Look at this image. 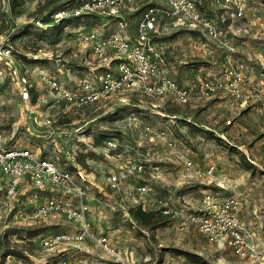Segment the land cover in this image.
<instances>
[{"label":"rangeland","instance_id":"1","mask_svg":"<svg viewBox=\"0 0 264 264\" xmlns=\"http://www.w3.org/2000/svg\"><path fill=\"white\" fill-rule=\"evenodd\" d=\"M61 1L21 0L18 13H12L9 0H0L1 33L13 35V58L31 83L29 98L23 100L0 61V134L6 145L32 148L60 168H81L88 179L84 185L90 231L96 237L105 236L125 258V264H254L239 259L224 244L209 242L192 225L180 230L178 223L197 209L206 192L219 199L235 196L241 203L242 223L264 246V113L254 106L240 107L224 94L188 104L128 92L123 101L111 97L65 108L42 88L38 73L55 76L72 88L81 77L96 79L100 69L91 70L83 62L87 58L96 66L91 51L75 37L76 29L106 33L115 22L95 14L60 30L57 20L48 13ZM121 14L133 32L137 14L126 9ZM226 23L234 47L229 62L244 60L250 74L259 80L264 0H248L244 16L227 18ZM238 27L246 31H237ZM198 36L196 30L178 28L160 38L164 71L182 85H194L212 73L221 75L227 66L228 51L212 42L202 49L194 40ZM157 102L160 107L153 105ZM131 110L137 113L136 125L126 120ZM42 115L51 119L59 135L47 136L38 123ZM146 124L149 133L144 130ZM162 130L164 134H160ZM109 136L118 147L105 155L102 148ZM169 140L173 145H168ZM243 155L251 163L249 167L242 163ZM188 159L191 166L186 168ZM139 163L141 169L132 167ZM210 165L214 167L212 176H196L198 172L204 175ZM112 173L119 175L118 189L108 185ZM139 184L145 185L143 192L127 194L129 188ZM53 193L50 188L19 182L12 211L0 221V254L11 247V259L42 264L62 253L44 249L40 238L75 229L72 221L55 215L26 224L35 203ZM159 199L172 210L166 224L154 230L139 228L130 218L128 207H155ZM33 229L37 233L30 236L28 232ZM66 254L68 264H118L90 239Z\"/></svg>","mask_w":264,"mask_h":264},{"label":"built area","instance_id":"2","mask_svg":"<svg viewBox=\"0 0 264 264\" xmlns=\"http://www.w3.org/2000/svg\"><path fill=\"white\" fill-rule=\"evenodd\" d=\"M248 0H79L66 4L53 14L58 20L63 16L104 15L114 20V28L110 32L101 33L95 29L82 31L76 29L75 37L83 47L91 51L96 66L91 60L83 62L89 69H100L95 78L81 77L76 87L72 88L55 76L39 72L42 88L55 101L63 103L65 108L79 107L88 103L116 97L121 101L128 92H136L153 100H173L180 103L193 104L224 94L240 107L254 106L264 113V52L259 60V80L250 74L248 64L240 59L234 64L229 62V53L233 51V41L226 19H239L244 16ZM221 8L222 11H215ZM134 10L137 19L133 32L121 10ZM209 10H213L212 13ZM217 12V13H216ZM229 17L226 18L224 15ZM78 17L74 18L77 24ZM106 23V22H105ZM104 24V23H103ZM187 28L199 32L194 40L202 49H207L210 42L228 51L225 56L227 66L221 75L212 73L203 77L194 85L179 84L164 71L162 62V35L169 34L172 29ZM246 31L238 27L237 31ZM9 34L0 33V61L3 63L7 77L18 90L23 100L29 98L30 81L21 73L20 66L13 58ZM77 56V53H73ZM68 69V68H67ZM160 107L161 103H153ZM30 115H28L29 117ZM127 122L136 125L137 113L131 110L126 116ZM40 126L46 129L48 137L59 135L49 117L42 115L38 119ZM146 133L150 126H144ZM165 131H160L164 134ZM83 140V139H82ZM84 142V141H83ZM91 146L89 142H85ZM76 143L72 144V148ZM168 145H173L172 140ZM118 147L113 137L104 140L102 151L108 155ZM186 168L191 160L185 161ZM142 165L134 164L141 169ZM213 165L201 172L197 177L212 176ZM116 173L108 176V185L118 189ZM24 180L29 186L39 189L54 190L33 206L27 225L33 224L47 216H63L72 221L75 229H64L40 238L41 246L47 251L62 252L59 256L45 260L42 264H68L66 254L77 247L85 239L95 241L107 254L125 264V258L110 245L105 236L96 237L88 222L89 205L86 200V173L79 167L74 169L60 168L54 161L40 155L29 147L6 145L0 134V221L12 211V203L16 200L18 184ZM144 184L127 190L128 195L143 192ZM154 208L168 214L172 210L157 200ZM241 203L235 196L222 199L214 197L210 192L203 194L196 210L191 211L178 223L180 230L192 225L211 243L227 246L239 259L254 264H264V246L254 240L252 234L240 218ZM13 254L5 257L4 264H24L16 261Z\"/></svg>","mask_w":264,"mask_h":264},{"label":"trees","instance_id":"3","mask_svg":"<svg viewBox=\"0 0 264 264\" xmlns=\"http://www.w3.org/2000/svg\"><path fill=\"white\" fill-rule=\"evenodd\" d=\"M79 0H62L60 3H58L56 6H54L48 13L49 16H52L54 13H56L57 11H59L64 5L66 4H72V3H76ZM21 0H9V8L10 11L12 13H18V6L20 4ZM47 5V3L42 5V9L45 8V6ZM86 16V15H85ZM85 16H63L61 18H59L56 22V24L58 25L57 27H59V29L61 30L62 28H64L66 25H68V23H74V18L78 17L79 19H82ZM2 31L0 30V33ZM9 38L10 40L13 39V35L9 34ZM164 109V108H162ZM242 155V154H241ZM242 159V163H245L246 167H249L251 165V163H249L248 161H246V159L244 158V155L241 156ZM127 212L129 213L130 218L135 222V224H137L139 226V228L141 229H147V230H154L160 226H163L166 224V222L168 221V214L162 213L158 208L154 209V208H142V206L140 204L137 205H133L128 207ZM37 232L33 229V230H29L28 234L30 236H33L34 234H36ZM13 248L9 247L4 249L1 254H0V264L4 262L6 255L8 254H14L13 250H11Z\"/></svg>","mask_w":264,"mask_h":264},{"label":"crops","instance_id":"4","mask_svg":"<svg viewBox=\"0 0 264 264\" xmlns=\"http://www.w3.org/2000/svg\"><path fill=\"white\" fill-rule=\"evenodd\" d=\"M171 77V76H170ZM173 78V77H172ZM179 84H182L180 81H178Z\"/></svg>","mask_w":264,"mask_h":264}]
</instances>
